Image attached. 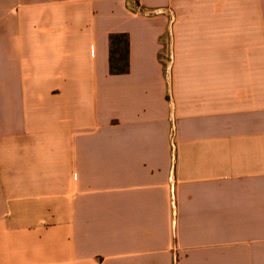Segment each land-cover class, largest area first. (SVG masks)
Masks as SVG:
<instances>
[{"label":"crops","instance_id":"crops-1","mask_svg":"<svg viewBox=\"0 0 264 264\" xmlns=\"http://www.w3.org/2000/svg\"><path fill=\"white\" fill-rule=\"evenodd\" d=\"M0 264H264V0H0Z\"/></svg>","mask_w":264,"mask_h":264},{"label":"trees","instance_id":"trees-1","mask_svg":"<svg viewBox=\"0 0 264 264\" xmlns=\"http://www.w3.org/2000/svg\"><path fill=\"white\" fill-rule=\"evenodd\" d=\"M109 68L112 75H122L129 72V37L127 34L110 35Z\"/></svg>","mask_w":264,"mask_h":264}]
</instances>
